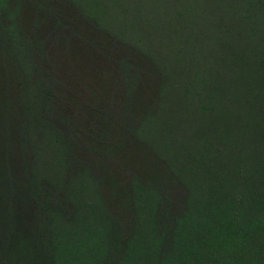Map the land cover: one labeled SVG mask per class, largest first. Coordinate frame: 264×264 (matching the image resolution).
I'll use <instances>...</instances> for the list:
<instances>
[{
  "label": "trees",
  "instance_id": "obj_1",
  "mask_svg": "<svg viewBox=\"0 0 264 264\" xmlns=\"http://www.w3.org/2000/svg\"><path fill=\"white\" fill-rule=\"evenodd\" d=\"M66 2L152 66L157 98L133 133L182 196L130 177L119 214L91 174H34L0 198V264H264V0ZM15 14L0 28L24 57Z\"/></svg>",
  "mask_w": 264,
  "mask_h": 264
},
{
  "label": "rangeland",
  "instance_id": "obj_2",
  "mask_svg": "<svg viewBox=\"0 0 264 264\" xmlns=\"http://www.w3.org/2000/svg\"><path fill=\"white\" fill-rule=\"evenodd\" d=\"M66 1L8 0L0 8V26L14 11L17 35L32 45L21 56L0 28V198L9 187L18 201L24 178L45 172L91 174L119 214L130 177L179 198L174 173L133 133L157 98L152 66ZM28 79L38 92L31 115L23 108ZM44 188L58 199L57 185Z\"/></svg>",
  "mask_w": 264,
  "mask_h": 264
}]
</instances>
